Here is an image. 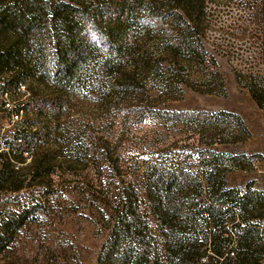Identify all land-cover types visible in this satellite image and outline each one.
<instances>
[{"label":"rangeland","instance_id":"obj_1","mask_svg":"<svg viewBox=\"0 0 264 264\" xmlns=\"http://www.w3.org/2000/svg\"><path fill=\"white\" fill-rule=\"evenodd\" d=\"M70 1L85 7L94 24L67 31L60 9L49 27L61 61L68 57L63 41L69 34L72 39L77 63L68 78L50 80L41 64L17 69L26 89L9 88L8 101L23 102L26 90L34 96L26 119L17 123L9 121L0 87V160L12 135L27 128L40 139L34 152L55 156L48 177L31 182L33 194L0 193L1 212L19 201L30 205L38 190L53 192L42 198L44 210L29 216L0 251V264H96L112 230L120 237L116 264H178L190 244L198 248L208 233L200 216L206 174L220 171L227 187L264 177L247 161L258 155L264 168V112L245 87L262 84L261 43L242 31L252 15L246 6L256 0H206L203 42L214 65L187 69L150 50L155 36L138 22L144 0ZM101 32L111 36V47ZM211 70L222 82L209 80ZM220 112L238 116L245 132ZM198 113L213 118L190 117ZM205 150L221 154L216 162L223 165L212 164ZM238 155L245 157L241 172L228 162Z\"/></svg>","mask_w":264,"mask_h":264},{"label":"trees","instance_id":"obj_2","mask_svg":"<svg viewBox=\"0 0 264 264\" xmlns=\"http://www.w3.org/2000/svg\"><path fill=\"white\" fill-rule=\"evenodd\" d=\"M144 3L146 6L140 13L138 22L146 30L147 35L155 36V39L150 40L153 41V45H150L151 51H157L160 57L168 58L169 63L173 65L176 63L182 69L199 64L214 65L203 42L208 27V22L204 18L207 9L206 0H144ZM246 7L251 10L252 15L242 31L245 35L252 34L251 37L260 40V58L264 65V0L248 3ZM60 9L66 14L62 23L67 31L73 25L94 24L91 18L86 16L85 7L70 0H0V81L2 83L0 87L4 94L9 93V88L26 89L17 69L23 70L31 63L43 65L47 69V74L53 78L50 80L56 79L58 75L61 80L66 79L72 72L77 61L70 34L63 41L65 51L63 55H68L65 61H61L59 56L62 52L60 47L59 52L56 47L52 50L53 44L49 36V27L56 20L55 17ZM251 24H254L253 28ZM101 33L105 35L108 48L111 47V36ZM146 41L150 42L149 38H146ZM175 57L176 62H174ZM174 75H177L176 71ZM208 76L209 80L211 78L215 82H222L218 72L211 70ZM241 78L237 75L238 81ZM217 86L223 88L221 83ZM245 87L257 107L264 112V77L261 85L249 82ZM212 92L208 90L204 93ZM26 94L28 98L26 97L22 102L25 119L28 115L27 105L34 99L29 90H26ZM220 115L234 118L239 129L245 132L238 116L226 112H220ZM192 116L213 118V115L205 113L190 117ZM46 135V132H43L41 140H46ZM38 140L40 139L37 133L31 128L12 135L11 143L6 147L8 152L1 155L0 193H21L17 198H25L26 194L21 191L27 189L31 190L29 194H33L34 185L31 182L36 177L41 179L48 177L47 166L51 165L55 156L48 154L44 149L41 151L36 148L34 152L33 146ZM25 153L29 162L19 168L18 164L25 162L23 158ZM204 153L211 158L212 164L223 165L221 162H216V158L222 157L221 154L210 150H205ZM244 159V155L229 156L228 162L234 167L241 168V160ZM12 161L15 162V166ZM28 176L30 179L26 182ZM206 186V204L201 208L200 216L206 219L208 233L198 243V248L195 249L194 245L190 244V250L181 256L178 264H201L202 256H206V262L203 264H212V262L259 264V261L264 259V230L259 224L251 223L250 219L264 217V193L251 190L249 185L247 191L240 194L238 188L226 186L218 170L217 173L206 174ZM38 191L40 195L32 199L30 205L19 201L17 208L4 209L0 212V251L9 245L12 236L29 216L44 210L45 202L42 198L46 201L53 192L48 189ZM210 226L215 228L214 232L209 230ZM230 233L234 235L232 245ZM119 243V235L112 230L96 264H116L114 254ZM202 246L205 247L204 250Z\"/></svg>","mask_w":264,"mask_h":264},{"label":"built area","instance_id":"obj_3","mask_svg":"<svg viewBox=\"0 0 264 264\" xmlns=\"http://www.w3.org/2000/svg\"><path fill=\"white\" fill-rule=\"evenodd\" d=\"M23 89V87H21ZM23 104L22 101L18 103H10L7 99V94H4V100H3V108L6 110L10 111V116H9V121L11 123H17L18 121L21 120L22 115H23V110H22ZM248 163L251 169L257 173H264V168L262 167V160L258 155H250L248 157ZM207 171H211V169H208ZM209 230L214 232L215 228L209 227ZM232 237V244H234V235L230 233ZM230 245V247H231Z\"/></svg>","mask_w":264,"mask_h":264},{"label":"crops","instance_id":"obj_4","mask_svg":"<svg viewBox=\"0 0 264 264\" xmlns=\"http://www.w3.org/2000/svg\"><path fill=\"white\" fill-rule=\"evenodd\" d=\"M234 168L238 169V172H241L238 167H234ZM249 185H250L249 188L251 190L264 193V177L261 176L259 177L253 175V177H249L245 182L238 184L232 183V181L228 182V186L238 188L240 194H244L247 191ZM250 222L259 224L261 226V229L264 230V217L261 219L252 218L250 219ZM259 264H264V259L260 260Z\"/></svg>","mask_w":264,"mask_h":264}]
</instances>
